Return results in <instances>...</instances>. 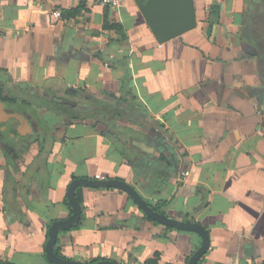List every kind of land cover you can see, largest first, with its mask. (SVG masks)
<instances>
[{
	"label": "crops",
	"instance_id": "crops-1",
	"mask_svg": "<svg viewBox=\"0 0 264 264\" xmlns=\"http://www.w3.org/2000/svg\"><path fill=\"white\" fill-rule=\"evenodd\" d=\"M193 5L195 27L160 44L135 0L118 9L0 0V86L17 98L0 102V125L18 114L28 134L38 127L27 149L22 139L7 152L0 143V262L52 264L47 231L71 213L70 183L98 175L202 225L210 243L197 264L264 263V0ZM125 75L158 128L94 109L119 97ZM51 97L75 102L85 119L66 122L39 104ZM75 197L80 221L56 239L63 259L143 264L158 254L157 264H187L201 243L148 218L121 189L78 185Z\"/></svg>",
	"mask_w": 264,
	"mask_h": 264
},
{
	"label": "water",
	"instance_id": "water-1",
	"mask_svg": "<svg viewBox=\"0 0 264 264\" xmlns=\"http://www.w3.org/2000/svg\"><path fill=\"white\" fill-rule=\"evenodd\" d=\"M135 1L155 39L160 44L174 37L180 36L181 34L194 28L196 25L193 0ZM24 125L25 123L18 114H10L7 116V121L0 125V129L9 137L16 139L23 135V132H25L27 127L25 128ZM78 185L95 188L113 187L121 189L122 191L128 193L143 213L152 220L166 227L197 233L201 237V243L191 255L187 264H197V262L206 254L210 242L208 233L202 225L192 223L190 221H176L174 219H170L164 214L153 211L130 184L125 183L120 179L90 180L80 178L73 180L67 190V198L71 207V213L67 218L53 222L47 231L48 238L45 245V256L52 264H117L109 260L98 262L73 261L60 258L54 253V245L56 243L58 233L60 231L69 230L80 221L81 207L75 197V188ZM0 264L6 263L0 262Z\"/></svg>",
	"mask_w": 264,
	"mask_h": 264
},
{
	"label": "trees",
	"instance_id": "trees-1",
	"mask_svg": "<svg viewBox=\"0 0 264 264\" xmlns=\"http://www.w3.org/2000/svg\"><path fill=\"white\" fill-rule=\"evenodd\" d=\"M98 57H100L101 59V56L99 54H98ZM105 63L108 66H111V62H105ZM128 81H129V78L127 77V75H125L122 81L120 95L113 103H103L102 101L95 100L94 109L98 110L102 116L103 115L106 116L110 114V115L115 116L116 118H120V117L130 118L132 119L134 123L138 124L140 127L145 128V129L150 130L153 128V126L155 128H158L159 126L152 125L149 122H147L144 118V115L140 113V111L133 104V95L131 94V90L128 86ZM16 99L17 98L15 96H10L7 92H5V89L0 86V102H3V103L5 102V103L13 105L16 103L15 102ZM39 101H40L39 102L40 105L44 106L47 109L54 111L58 115H62L64 119L66 120V122H72L74 120L85 119V114L83 115L80 111L77 110L76 105H75L76 103L69 101L65 98H52L51 97V99H48V100L45 98H39ZM22 102L24 103L25 107L30 108L31 102L27 101L26 99L22 100ZM27 108H26V111H27ZM93 115L94 113H89V116L92 117ZM27 117L29 119L28 121L30 122V119L34 118L33 112H30V114H28ZM32 124L33 125H31V132H30L31 134H28V132H23V135L16 139L9 137L6 133H4V131L0 129V143L3 146L4 150L7 152L8 149L11 148L16 143L17 139H22L28 143L25 149H27L28 146L32 142L36 141L37 139L33 137L32 135H33V131H35L36 128L38 127H35L36 125L34 123ZM36 124H38V122ZM40 126L42 129H45L44 128L45 125L43 122L40 123ZM3 137H6L7 141L3 140ZM112 140L114 142H117L119 139L113 138ZM128 158H129L128 160L130 164L136 168L135 166L136 161H134V157L131 159L128 156ZM137 159L139 158L137 157ZM140 159H142L141 156H140ZM167 159H168L167 156L162 153L158 158V163L166 162ZM157 169L158 171L163 172L165 171L166 168H165V165L164 166L158 165ZM76 199L80 204V198L78 197ZM161 205L162 203L158 205H153L151 206V209L155 212L162 214ZM54 253L56 254V256L60 258H64L58 246V241L54 245ZM158 258H159L158 254H155L151 259L147 260L143 264H157ZM94 261H97V260H94Z\"/></svg>",
	"mask_w": 264,
	"mask_h": 264
},
{
	"label": "built area",
	"instance_id": "built-area-1",
	"mask_svg": "<svg viewBox=\"0 0 264 264\" xmlns=\"http://www.w3.org/2000/svg\"><path fill=\"white\" fill-rule=\"evenodd\" d=\"M100 6L108 9H118L120 8L126 0H94ZM105 66H108L106 63ZM95 179H101L100 176L96 175Z\"/></svg>",
	"mask_w": 264,
	"mask_h": 264
}]
</instances>
